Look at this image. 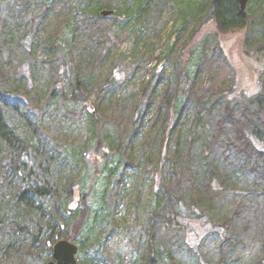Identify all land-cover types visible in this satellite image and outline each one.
<instances>
[{
  "label": "trees",
  "instance_id": "obj_1",
  "mask_svg": "<svg viewBox=\"0 0 264 264\" xmlns=\"http://www.w3.org/2000/svg\"><path fill=\"white\" fill-rule=\"evenodd\" d=\"M165 1L40 0L21 8L11 28L5 23L1 27L0 255L12 251L16 264H35L46 253L47 264L53 259V244L71 239L79 241L80 264H97L84 253L87 246L82 240L86 237L89 242L95 235L89 225V194L80 198L81 209L78 202V207L69 212L70 204L79 201L74 197L75 180L56 173L66 155L65 142L57 132L59 119L68 118V102L89 100L94 87L99 86L96 112L90 113L88 123L94 126L99 143L102 141L107 104L103 105L104 99L100 98L105 84L97 81L109 55V32L119 21L141 19L151 10L160 9ZM104 9H114L115 13L102 16ZM29 12L33 16H28ZM203 12H209L207 21L214 22L218 31L243 29L250 24V16L241 10L238 0L201 2L190 11L192 24ZM25 14L31 24L23 23ZM54 17L70 26L67 39L62 40L54 32ZM39 53L46 59L41 60L43 55ZM55 60L64 61V68L53 74L50 67ZM214 60L220 61V57L204 54L199 68ZM44 63L52 75L38 86L33 67L43 68ZM68 82L69 90L65 89ZM175 85L174 94L168 89L163 94L153 91L146 101L143 99V108L138 104L119 123L121 133H131L126 143L131 149L144 115L155 109L157 118L152 130L162 132L157 173H163L167 166L169 173L157 183L151 230L137 263L170 264L164 260L169 246L157 242V235L164 232L184 234L185 245L195 254L199 252L198 243L207 235L218 236L222 240L219 264H226L227 251L241 241L233 227L241 214L238 211L234 218L215 225L208 221L205 209L211 208L214 196L226 190H247L250 176L264 179V93L221 96L200 91L194 80L185 94H177ZM236 99H240L237 106ZM85 106L88 108V104ZM97 153L98 148L92 155L85 147L79 161L91 162L92 156L99 163L104 154L96 157ZM105 192L104 203L111 214L117 186ZM173 248L170 246V250ZM207 261L200 260V264ZM256 264H264V260Z\"/></svg>",
  "mask_w": 264,
  "mask_h": 264
},
{
  "label": "rangeland",
  "instance_id": "obj_2",
  "mask_svg": "<svg viewBox=\"0 0 264 264\" xmlns=\"http://www.w3.org/2000/svg\"><path fill=\"white\" fill-rule=\"evenodd\" d=\"M37 1L40 0H0V29L4 23L11 28L21 8ZM203 1L167 0L160 9L151 10L141 19L121 20L112 26L108 35L109 55L97 81L105 84L100 98L104 99L103 105L107 104L100 143L94 126L88 123L90 113L96 112L99 86L94 87L89 100L68 102V118L59 119L57 132L65 142L66 155L56 173L63 179L75 180L74 197L79 201L74 202H79V209L83 207L80 198L84 193L89 194V225L95 235L89 242L86 237L82 240L87 246L84 253L97 264L140 262L142 243L151 230L157 183L169 174L168 166L163 173H157L162 136L158 128L152 130L157 111L152 109L144 115L142 128L131 149L126 145L130 131H119L124 117L138 104L143 108V99L153 91L163 94L168 89L169 94H174L176 83L177 94H185L194 80L199 83L200 91L208 90L221 96L264 93V0H249L246 9L249 26L230 31H218L214 22H208L209 12L199 14L192 24L190 11ZM28 16L33 13L29 12ZM28 18L25 14L24 24H31ZM53 25L59 38H68L70 26L67 23L54 17ZM39 54L43 55L41 60L46 59L45 54ZM204 54L220 57V61H211L200 69ZM63 63L60 60L51 63L53 74L58 69L63 70ZM161 64L163 67L159 68ZM49 71L47 63L43 68L33 67L36 85L41 86L49 79L52 75ZM65 87L69 90L70 83ZM236 103H240V99H236ZM85 147L92 155L98 148L96 157L104 154V158L96 163L91 156V162L83 164L79 158ZM232 156L231 153L229 160ZM256 179L259 181L255 182ZM116 186L117 197L110 214L104 203L105 191ZM246 188L238 192L230 189L214 196L211 208L206 206L205 209L208 221L215 225L232 218L238 211L241 214L242 218L236 219L233 225L241 241L227 251L226 264H256L264 260V179L250 176ZM43 233L47 235L46 230ZM228 234L231 236L229 230ZM184 239L182 233L157 235V242L169 246L166 263L200 264V260H208L206 264L220 263L222 240L218 236L207 235L198 243L196 254L185 245ZM170 246L174 248L170 250ZM45 258L46 253L35 264H44ZM14 260L12 251L0 255V264H16Z\"/></svg>",
  "mask_w": 264,
  "mask_h": 264
},
{
  "label": "water",
  "instance_id": "obj_3",
  "mask_svg": "<svg viewBox=\"0 0 264 264\" xmlns=\"http://www.w3.org/2000/svg\"><path fill=\"white\" fill-rule=\"evenodd\" d=\"M219 1V0H217ZM242 11L247 9L249 0H238ZM115 13L114 9H104L101 11L102 16H111ZM163 64L159 66L162 68ZM78 207V204L73 202L69 206V212H72ZM53 259L47 264H80L78 261V244L70 239H59L53 244Z\"/></svg>",
  "mask_w": 264,
  "mask_h": 264
}]
</instances>
